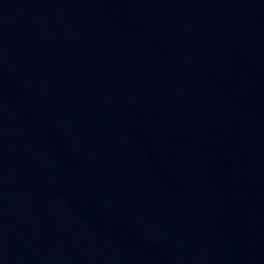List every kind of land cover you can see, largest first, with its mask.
<instances>
[{
    "label": "water",
    "instance_id": "water-1",
    "mask_svg": "<svg viewBox=\"0 0 264 264\" xmlns=\"http://www.w3.org/2000/svg\"><path fill=\"white\" fill-rule=\"evenodd\" d=\"M0 264H264V0H0Z\"/></svg>",
    "mask_w": 264,
    "mask_h": 264
}]
</instances>
